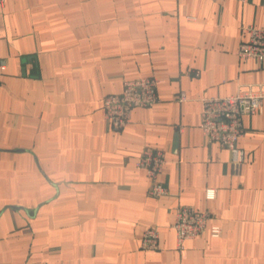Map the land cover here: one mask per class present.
<instances>
[{"label":"crops","instance_id":"obj_1","mask_svg":"<svg viewBox=\"0 0 264 264\" xmlns=\"http://www.w3.org/2000/svg\"><path fill=\"white\" fill-rule=\"evenodd\" d=\"M247 25L264 29V0H0V264H264V101L237 172L199 128L204 98L264 84L238 56ZM143 77L158 101L111 129L103 97ZM146 149L165 155L157 198ZM178 206L210 213L181 251Z\"/></svg>","mask_w":264,"mask_h":264},{"label":"built area","instance_id":"obj_2","mask_svg":"<svg viewBox=\"0 0 264 264\" xmlns=\"http://www.w3.org/2000/svg\"><path fill=\"white\" fill-rule=\"evenodd\" d=\"M244 4L246 0H236ZM241 32L246 38L239 44L238 56L240 59H255L264 63V29H257L252 25L242 26ZM199 72L194 73L198 76ZM158 81L153 77H143L127 80L122 83L119 94H109L102 99L104 119L111 129L119 130L131 120L132 109L150 107L158 101ZM179 100H183L180 96ZM264 101V84L255 87L248 86L236 94L227 97H208L202 100L200 131L208 143H217L220 147L230 151L233 171H239L244 161L243 151L236 146L243 137L244 128L242 117L255 115L261 112ZM165 163L162 151L146 149L143 151L136 167L144 170L149 180L148 194L160 197L167 193L166 187L158 181L157 176ZM207 200L214 198V191L208 189L205 193ZM210 217L208 211H196L187 206H178L175 210V219L172 228L175 232V242L178 251L183 244L202 234L206 222ZM210 235L217 238L220 235L219 227H213ZM158 232L154 227L147 228L142 235L141 248L155 250L157 248Z\"/></svg>","mask_w":264,"mask_h":264}]
</instances>
